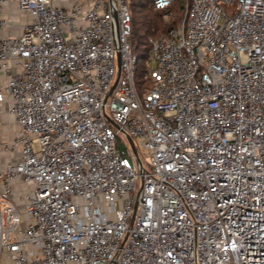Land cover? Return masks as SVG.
Here are the masks:
<instances>
[{
    "label": "built area",
    "instance_id": "1",
    "mask_svg": "<svg viewBox=\"0 0 264 264\" xmlns=\"http://www.w3.org/2000/svg\"><path fill=\"white\" fill-rule=\"evenodd\" d=\"M15 1L0 264H264V0H188L148 37L141 89L130 0L117 42L109 0Z\"/></svg>",
    "mask_w": 264,
    "mask_h": 264
},
{
    "label": "trees",
    "instance_id": "2",
    "mask_svg": "<svg viewBox=\"0 0 264 264\" xmlns=\"http://www.w3.org/2000/svg\"><path fill=\"white\" fill-rule=\"evenodd\" d=\"M187 1L188 0H182L181 10L184 9ZM172 4L171 7H173ZM132 8H136V13L139 18L138 21H136L133 16L132 12L134 11H132ZM130 10L131 33L129 41L133 53H135L138 58L136 83L138 89H141V87H144V85L148 83L144 78L146 72L145 61L148 58L150 47L148 37L166 31L170 26L175 25L182 16L177 21L175 18L166 20L161 12L153 9V0H130Z\"/></svg>",
    "mask_w": 264,
    "mask_h": 264
},
{
    "label": "crops",
    "instance_id": "3",
    "mask_svg": "<svg viewBox=\"0 0 264 264\" xmlns=\"http://www.w3.org/2000/svg\"><path fill=\"white\" fill-rule=\"evenodd\" d=\"M15 2H16L15 0H11L9 4L8 3L4 4V5L7 4L8 5L3 9L2 15L7 16L8 19H10L9 20L10 25L1 28L0 29L1 33H9L11 35L17 34L21 30V25L23 24V21L26 20L25 14L18 13L14 9ZM6 108H7L6 103L0 104V156L3 155V152L1 150L2 145L13 137L17 129L13 117L7 113Z\"/></svg>",
    "mask_w": 264,
    "mask_h": 264
},
{
    "label": "water",
    "instance_id": "4",
    "mask_svg": "<svg viewBox=\"0 0 264 264\" xmlns=\"http://www.w3.org/2000/svg\"><path fill=\"white\" fill-rule=\"evenodd\" d=\"M110 1V9H111V13H112V23H113V26H114V30H115V38H116V42H117V26H118V23H117V14H116V0H109ZM117 71H116V76H115V79H114V82L113 84L116 83L117 79H118V75H119V55L117 54ZM108 120L110 121L111 124H113L115 127L118 128V126L110 119L108 118ZM128 140H129V143H130V146L132 148V150L134 151V153L136 154V157L138 159L139 162H141V158H140V155L138 154V150L136 149V146L132 140L131 137H127Z\"/></svg>",
    "mask_w": 264,
    "mask_h": 264
},
{
    "label": "rangeland",
    "instance_id": "5",
    "mask_svg": "<svg viewBox=\"0 0 264 264\" xmlns=\"http://www.w3.org/2000/svg\"><path fill=\"white\" fill-rule=\"evenodd\" d=\"M145 1H147V0H145ZM181 2H182V0H174V1H173V4H172L173 7H171V8L168 10V12H167L168 15H166V16L163 15V17H164L166 20H171V19L175 18L176 21H177V20L183 15V13H184V9L181 10ZM132 11H134V12H132V13H133V16L135 17V20L138 21L139 18H138V14L136 13V8H132ZM141 31H142V30H141ZM153 65H154V64H153ZM8 123H9V122H8ZM13 126H14V125H13ZM138 149H139L140 152H141V159H142V162H143L144 164H146V162H147V158H146L145 154H144L143 151L141 150V147H139Z\"/></svg>",
    "mask_w": 264,
    "mask_h": 264
}]
</instances>
